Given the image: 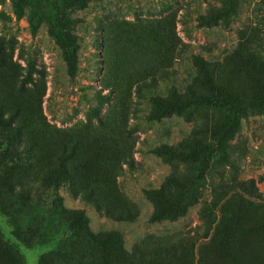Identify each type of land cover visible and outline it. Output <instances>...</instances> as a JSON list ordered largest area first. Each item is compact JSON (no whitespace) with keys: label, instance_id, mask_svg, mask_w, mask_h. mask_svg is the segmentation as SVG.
I'll return each mask as SVG.
<instances>
[{"label":"rangeland","instance_id":"1","mask_svg":"<svg viewBox=\"0 0 264 264\" xmlns=\"http://www.w3.org/2000/svg\"><path fill=\"white\" fill-rule=\"evenodd\" d=\"M227 4L0 0V48L7 54L0 113L17 110L32 149L26 160L0 139V264H101L99 243L109 237L119 238L120 248L109 264H167L142 261L136 247L182 233L197 237L192 264H241L244 235L251 243L245 264H264V111L249 109L258 89L255 96L264 98V62L246 69L234 56L240 37L264 55V0H234L233 11L223 9L224 22L198 24L209 9ZM58 19L77 38L72 77L55 42ZM200 64L223 98L216 106L203 103L211 93ZM28 77L34 83L19 90ZM153 97L187 99L186 108L156 119ZM199 147L207 149L186 160L164 154ZM54 156L69 165L88 158L95 168L72 188L51 171ZM172 176L195 183L182 192L187 212L149 222L145 192ZM231 181L236 188L220 196L216 189ZM251 184L262 200L239 190ZM206 205L213 223L200 238ZM124 210L130 215L122 217Z\"/></svg>","mask_w":264,"mask_h":264},{"label":"trees","instance_id":"2","mask_svg":"<svg viewBox=\"0 0 264 264\" xmlns=\"http://www.w3.org/2000/svg\"><path fill=\"white\" fill-rule=\"evenodd\" d=\"M227 9L226 8H211L207 11V13L199 17L198 24L200 25H214L218 21H223V17L227 14L224 13V10L233 11L234 8V0H227ZM57 27L59 33L56 34L55 42L59 46L61 51V56L64 61L66 67V73L70 77H72L76 71V51L78 49L77 38L73 35L72 31L69 28V25L65 21H61L58 19ZM235 59L239 66L246 69H253L259 65H262L264 62V55L259 50L251 49L248 47L240 37V40L234 51ZM7 54L4 53V50L0 48V67H3L6 63ZM199 70L204 72L203 79L205 84V89L207 92L211 93L209 97H205L203 99V103L208 106H216L220 100H223L221 94L218 92L215 87V83L210 80L207 75L205 68L200 64ZM4 68V67H3ZM17 79V78H16ZM15 79V82H16ZM34 83L31 77H28L26 81H18V89L23 90V83ZM260 91L258 89L256 92L252 94L251 103L249 105V109L251 111H264V98L260 100V96L256 97L255 94ZM151 103V113L152 115L158 119L160 117L169 116L172 114H180L186 108L187 99L181 101L179 100H165L161 97H153L150 99ZM25 125L17 120V110L13 109L11 113L7 116L5 114L0 113V139L5 140L4 145L6 148H9L11 145H17L20 148L19 156L26 160H30L32 157L31 152V141H25L24 135ZM34 144V143H32ZM207 149V147H199L190 152L189 155H184L181 153H168L167 151L164 154H169L173 159L177 160H186L192 157L195 158L197 153L202 150ZM156 154H160V150L155 151ZM162 152V151H161ZM63 159L54 156V158L50 161L51 171L54 173L55 169L57 173L62 178L65 184L71 185L72 188L75 185V179L80 178L82 176H87L92 173V170L95 168L94 165L90 162V160L84 159L81 162L73 163V165H69L62 161ZM209 161L205 162V168L209 166ZM176 171V166L173 167ZM191 186H195V183H187L182 178H178L176 176L169 177L165 183L160 185L156 189L147 190L145 192L146 198L152 204V213L149 217V222L155 223L164 220L175 221L181 217H183L187 212V207L189 206L188 202H186L185 197L183 196V191L191 188ZM235 186V187H234ZM233 188H236L234 181L227 184H221L219 189L216 191L220 194V196L224 195L226 191H230ZM180 190L178 194L176 192ZM239 190L245 192L248 196L255 198L257 200H262L260 194L257 192L254 184H251L249 187V191L240 187ZM216 197L213 198L211 206L217 201ZM126 206V205H124ZM130 206V205H129ZM128 207V206H126ZM210 205H206L202 212L200 213V219L202 221V231L200 238L205 237L209 230L211 229L213 223V209ZM130 213L127 210L122 211V217L129 216ZM84 220V219H83ZM77 220L74 221V225H78ZM117 239L109 237L107 241H102L99 243L100 247H103V257L104 261L101 264H109V255L112 252L120 250L119 247L116 246ZM197 237L189 236V234L182 233L178 236V238L174 240H169L168 242L146 247L142 244V246H138V256L144 261L145 259L152 260H161L164 261V258H167V264H192L193 257V247ZM115 242V244H114ZM246 242L250 243V236L244 235L243 238L239 242L238 252L240 256V263L245 264L246 262ZM115 245V247H114ZM167 254V257H165ZM165 255V256H164ZM105 262V263H104Z\"/></svg>","mask_w":264,"mask_h":264}]
</instances>
